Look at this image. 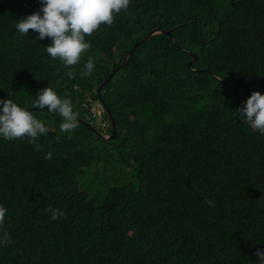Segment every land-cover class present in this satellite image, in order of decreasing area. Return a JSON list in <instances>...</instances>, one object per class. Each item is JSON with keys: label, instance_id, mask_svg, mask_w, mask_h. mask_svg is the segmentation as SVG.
Returning <instances> with one entry per match:
<instances>
[{"label": "trees", "instance_id": "1", "mask_svg": "<svg viewBox=\"0 0 264 264\" xmlns=\"http://www.w3.org/2000/svg\"><path fill=\"white\" fill-rule=\"evenodd\" d=\"M39 7L0 0V98L11 92L49 128L0 137V264H252L264 251V134L236 109L264 94V0H130L72 66L46 54L49 38L16 31ZM155 29L173 40L154 34L123 64ZM47 86L79 113L70 133L31 103Z\"/></svg>", "mask_w": 264, "mask_h": 264}, {"label": "clouds", "instance_id": "2", "mask_svg": "<svg viewBox=\"0 0 264 264\" xmlns=\"http://www.w3.org/2000/svg\"><path fill=\"white\" fill-rule=\"evenodd\" d=\"M38 10L17 19L15 29L27 36L29 29L37 35L35 39L42 41L50 39L44 48L52 59L59 58L64 65H76L81 60V54L91 47L86 35L92 34L101 24L111 25L114 15L129 7L130 0H39ZM83 75H90L95 69L93 59L84 64ZM73 74L69 72L71 77ZM9 98H0V137L6 139L28 138L34 141L41 134L49 132V128L32 111L23 107L9 92ZM92 102V99H89ZM38 109L56 112L63 118L59 128L61 132L70 133L78 127L79 113L74 110L70 98L61 97L52 87H44L31 101ZM101 119L106 109L102 103ZM236 114L242 117L243 123L253 130L264 134V94L255 90L236 109ZM95 117L96 114L93 113ZM108 122V121H107ZM59 138V137H58ZM51 156V153L48 154ZM209 204L213 202L208 201ZM51 219L63 216L64 212L50 207ZM6 209L0 206V222L3 221ZM10 237L6 232L0 234V244H6ZM252 264H264V251L255 253Z\"/></svg>", "mask_w": 264, "mask_h": 264}, {"label": "water", "instance_id": "3", "mask_svg": "<svg viewBox=\"0 0 264 264\" xmlns=\"http://www.w3.org/2000/svg\"><path fill=\"white\" fill-rule=\"evenodd\" d=\"M157 33H168V34H170V36H171V32L170 31H159V30H152L150 33H148L142 40H140V41H138L134 46H133V48L130 50V52L127 54V56L124 58V60H123V64H126V62H127V60H128V58L134 53V51L137 49V47H139L141 44H143V43H146L154 34H157ZM171 39L173 40V38H172V36H171ZM193 57H194V59L197 57V55L195 54V55H193ZM101 89H102V86H100V88L98 89V93L100 94V92H101ZM102 105L104 106V108L106 109L107 107H106V105H104L103 103H102ZM240 105H241V101H240ZM107 112H108V114L110 115V118H111V121H112V115H111V113H110V110L109 109H107ZM83 123L84 124H86V125H88L90 128H92L91 127V125L90 124H87L86 122H84L83 121ZM113 124V123H112ZM113 129H114V124H113ZM114 135H115V133H114ZM113 135V136H114Z\"/></svg>", "mask_w": 264, "mask_h": 264}, {"label": "rangeland", "instance_id": "4", "mask_svg": "<svg viewBox=\"0 0 264 264\" xmlns=\"http://www.w3.org/2000/svg\"><path fill=\"white\" fill-rule=\"evenodd\" d=\"M193 55H195V54H193ZM195 60H196V58L194 59V57L192 58V60L188 63V65H190V64H192V63H194L195 62ZM213 75V74H212ZM214 76V75H213ZM214 77H216V76H214ZM102 111V107L99 105V103L98 102H93V105H92V112L94 113V114H96L97 115V117H95L96 118V121L97 122H95L97 125H99V126H105V128H106V126L108 125V122L107 121H102V119H101V112ZM107 129V128H106ZM105 133H108L107 132V130L103 133V134H105ZM107 138V137H106Z\"/></svg>", "mask_w": 264, "mask_h": 264}]
</instances>
